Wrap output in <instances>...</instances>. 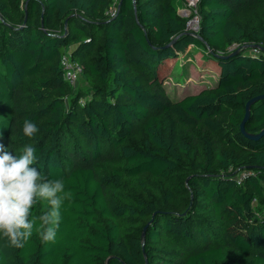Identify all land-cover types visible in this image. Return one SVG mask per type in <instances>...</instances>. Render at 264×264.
<instances>
[{"label": "trees", "instance_id": "trees-1", "mask_svg": "<svg viewBox=\"0 0 264 264\" xmlns=\"http://www.w3.org/2000/svg\"><path fill=\"white\" fill-rule=\"evenodd\" d=\"M185 2L0 0V143L32 144L72 192L55 240L0 239V264H264V134H247L264 99L241 129L264 95V0H198V30ZM197 51L214 84L169 91ZM65 52L87 89L65 79Z\"/></svg>", "mask_w": 264, "mask_h": 264}, {"label": "clouds", "instance_id": "clouds-1", "mask_svg": "<svg viewBox=\"0 0 264 264\" xmlns=\"http://www.w3.org/2000/svg\"><path fill=\"white\" fill-rule=\"evenodd\" d=\"M39 131L33 120H24V137L32 139ZM37 161V150L30 143H25L18 155L0 143V239L12 248H23L34 234L44 243L53 242L62 219L61 208L72 199L64 180L43 175L34 166ZM38 204L46 207L34 215Z\"/></svg>", "mask_w": 264, "mask_h": 264}, {"label": "rangeland", "instance_id": "rangeland-1", "mask_svg": "<svg viewBox=\"0 0 264 264\" xmlns=\"http://www.w3.org/2000/svg\"><path fill=\"white\" fill-rule=\"evenodd\" d=\"M179 12L182 16L189 18V28L197 30L199 27V16L196 14L198 0H186ZM166 86L169 91L181 94L186 91H200L206 86H211L216 80V69L213 63L206 64L203 61L202 51H197L195 56L186 57L179 54V59L174 67V72L167 73ZM76 88H88L87 82L80 78Z\"/></svg>", "mask_w": 264, "mask_h": 264}, {"label": "built area", "instance_id": "built-area-1", "mask_svg": "<svg viewBox=\"0 0 264 264\" xmlns=\"http://www.w3.org/2000/svg\"><path fill=\"white\" fill-rule=\"evenodd\" d=\"M61 65L65 79L73 86H76L83 74L82 64L72 59L71 52H65L61 57Z\"/></svg>", "mask_w": 264, "mask_h": 264}, {"label": "water", "instance_id": "water-1", "mask_svg": "<svg viewBox=\"0 0 264 264\" xmlns=\"http://www.w3.org/2000/svg\"><path fill=\"white\" fill-rule=\"evenodd\" d=\"M250 46H253V47H257L258 46V44H249ZM261 99H264V95L263 96H258V97H255V98H253V99H251L249 102H248V104H247V106H246V114H245V118H244V120L242 121V123H241V129L245 132V133H247L246 132V130H245V122H246V120L249 118V116H250V114H251V105H252V103H255V102H257V101H259V100H261ZM249 136H251V137H253V138H256V137H259L260 135H262V134H264V130H262L260 133H258V134H249V133H247ZM145 231H146V226L144 227V232H143V235H144V233H145Z\"/></svg>", "mask_w": 264, "mask_h": 264}]
</instances>
